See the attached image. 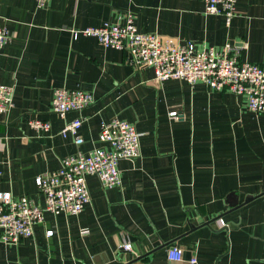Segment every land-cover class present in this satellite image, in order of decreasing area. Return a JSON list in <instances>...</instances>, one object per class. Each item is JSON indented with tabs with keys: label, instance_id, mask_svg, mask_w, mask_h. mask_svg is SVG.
Returning <instances> with one entry per match:
<instances>
[{
	"label": "crops",
	"instance_id": "0c3cea01",
	"mask_svg": "<svg viewBox=\"0 0 264 264\" xmlns=\"http://www.w3.org/2000/svg\"><path fill=\"white\" fill-rule=\"evenodd\" d=\"M126 14L139 33L197 49L230 44L241 61L264 69V0H238L230 21L206 15L201 0H45L43 7L0 0L8 36L0 84L13 88V107L0 114V194L42 207L35 178L100 147V125L113 118L134 125L140 144L138 158L118 163V187L87 177L83 212L45 213L31 239L0 243V264H264V114L230 92L156 82L152 69L128 66L123 52L72 37ZM56 89L89 92L95 102L60 119L51 111ZM75 119L82 120L79 146L60 136ZM30 121L50 130L35 131ZM171 248L181 251L180 262L168 260Z\"/></svg>",
	"mask_w": 264,
	"mask_h": 264
},
{
	"label": "built area",
	"instance_id": "2783aa9c",
	"mask_svg": "<svg viewBox=\"0 0 264 264\" xmlns=\"http://www.w3.org/2000/svg\"><path fill=\"white\" fill-rule=\"evenodd\" d=\"M206 15L223 16L230 21L235 14L238 0H201ZM43 7L45 0H36ZM82 35L94 39L101 47L126 54V62L133 70L150 68L156 82L176 80L192 87L204 85L213 92H230L246 98L247 110L254 115L264 114V69L239 58L238 48L230 44L222 47L197 49L196 44H174L162 40L156 34L139 33L133 17L126 14L123 22L105 23L96 28L73 30L72 37ZM8 36L0 29V49L7 43ZM95 102L94 96L82 90L56 89L53 91L51 111L60 119L70 112H79ZM13 107V88L0 84V114H7ZM171 113L170 116H174ZM35 131L48 132L50 125L41 121H30ZM81 119L66 123L60 136H71L79 146L83 140L78 132ZM100 147L88 152H77L66 157L60 168L52 173L37 176L34 180L43 206L36 205L28 197L13 198L0 194V243L17 244L22 239H31L34 228L44 223V214L77 216L90 202L86 178L93 176L103 188L120 185L118 163L138 158L139 136L134 125L113 118L100 125L98 134ZM220 225L224 222L219 219ZM52 232H46L50 237ZM121 249L130 250L122 243ZM170 262L182 260L181 251H168ZM193 258L189 264H195Z\"/></svg>",
	"mask_w": 264,
	"mask_h": 264
},
{
	"label": "water",
	"instance_id": "95a60500",
	"mask_svg": "<svg viewBox=\"0 0 264 264\" xmlns=\"http://www.w3.org/2000/svg\"><path fill=\"white\" fill-rule=\"evenodd\" d=\"M254 198L253 197H247L246 199V203L252 201ZM229 204L231 207H236L237 206V203H238V200H237V195L234 193V194H231L229 196Z\"/></svg>",
	"mask_w": 264,
	"mask_h": 264
}]
</instances>
